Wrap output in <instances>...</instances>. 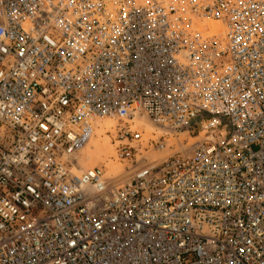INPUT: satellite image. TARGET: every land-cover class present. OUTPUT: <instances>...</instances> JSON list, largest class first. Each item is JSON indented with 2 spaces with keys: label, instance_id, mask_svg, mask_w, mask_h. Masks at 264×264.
I'll list each match as a JSON object with an SVG mask.
<instances>
[{
  "label": "built area",
  "instance_id": "1",
  "mask_svg": "<svg viewBox=\"0 0 264 264\" xmlns=\"http://www.w3.org/2000/svg\"><path fill=\"white\" fill-rule=\"evenodd\" d=\"M0 264H264V0H0Z\"/></svg>",
  "mask_w": 264,
  "mask_h": 264
},
{
  "label": "rangeland",
  "instance_id": "2",
  "mask_svg": "<svg viewBox=\"0 0 264 264\" xmlns=\"http://www.w3.org/2000/svg\"><path fill=\"white\" fill-rule=\"evenodd\" d=\"M147 1V0H139ZM111 123L104 121L102 127L110 126ZM99 137L94 139L91 147L83 154L82 164L86 169L94 167H105L109 177L118 178L120 181H127L130 170L116 160L115 147L112 139L106 135L105 131H99Z\"/></svg>",
  "mask_w": 264,
  "mask_h": 264
}]
</instances>
